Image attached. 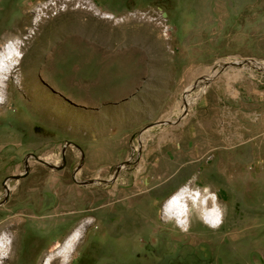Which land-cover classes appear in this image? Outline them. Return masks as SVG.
Segmentation results:
<instances>
[{
    "label": "rangeland",
    "instance_id": "1",
    "mask_svg": "<svg viewBox=\"0 0 264 264\" xmlns=\"http://www.w3.org/2000/svg\"><path fill=\"white\" fill-rule=\"evenodd\" d=\"M2 47L21 63L0 102L3 264L78 228L67 264H264V0H0ZM184 187L180 227L162 206Z\"/></svg>",
    "mask_w": 264,
    "mask_h": 264
},
{
    "label": "bare ground",
    "instance_id": "2",
    "mask_svg": "<svg viewBox=\"0 0 264 264\" xmlns=\"http://www.w3.org/2000/svg\"><path fill=\"white\" fill-rule=\"evenodd\" d=\"M10 49L12 50L11 47H10ZM4 51H5V48H3V47L0 48V52L5 53L4 57L2 55H0V57H2L0 59V95L3 94V90L5 89L4 85L10 81L12 75L14 73H16L17 69L20 67V64H21L18 62L19 61L18 57L16 56V54L13 51H11L10 53H7V55H6V52H4ZM34 66H36V67L40 66L38 60L35 61ZM19 81H20V83L18 84V86L20 87L19 90L21 92H23L25 94L26 98H28L31 101L30 105H29L31 113L33 115L40 117L43 121H46L47 120L46 116L53 114V113H50V111L48 110L49 109L48 97L43 96L42 89L39 88L38 86L36 87L35 83L33 81H32L33 83H31L29 78H27L25 76V73L23 71H21V76H20ZM31 84H34V86L31 87L32 86ZM47 121H49V120H47ZM203 135H206V137H209V138L211 137L209 134H203ZM153 156H157L161 161L171 160V159H168L169 158L168 156H164L161 151L157 152V153L155 152ZM179 191H177V192H179ZM191 201H193V200L191 199L190 192L188 191L186 193V195L184 196V199L181 201L182 204H184V203L187 204V208H188L187 212L185 213L184 216L179 217V220H177L176 218L171 219V220H174L177 223V225L180 227L185 226V219L189 217L190 211H192L194 207L196 209H198V201L197 200L195 201V202H197V205H195V206H194V204H191ZM199 206H200V208L204 207L202 205V203H199ZM163 207H164V205L162 206V215L164 216V218L169 219L168 216H166L165 213L163 212ZM207 209L208 208H206V207L204 208L205 213H202V219L210 227H217L218 223L216 221V218L214 216H211L209 214L210 211H207ZM81 232H82L81 228H78L77 230L72 231L64 239V241L62 243H60V244L58 243L55 246L54 253L48 255L44 259L42 264H53V262L56 261L57 259L59 260V264L69 263L70 255L75 253V250H76L75 247H76L77 243L80 241V239L82 238ZM6 248H7V243L4 241V238H0V264H3L2 261L6 258V255H5Z\"/></svg>",
    "mask_w": 264,
    "mask_h": 264
},
{
    "label": "clouds",
    "instance_id": "3",
    "mask_svg": "<svg viewBox=\"0 0 264 264\" xmlns=\"http://www.w3.org/2000/svg\"><path fill=\"white\" fill-rule=\"evenodd\" d=\"M3 100L4 97L0 95V102H3ZM205 191H207V189H205ZM187 192H188L187 187H184L179 192L174 193L172 196H170L168 200L165 202L163 207V212L165 213L166 216H168L169 219L176 218L177 220H179V217L185 215V213L188 210L187 204L186 203L182 204L181 201L184 199V196L186 195ZM201 203L206 204V200L201 201ZM209 214L211 216L219 218L220 209L219 206L215 203V197H213V206L210 209Z\"/></svg>",
    "mask_w": 264,
    "mask_h": 264
},
{
    "label": "water",
    "instance_id": "4",
    "mask_svg": "<svg viewBox=\"0 0 264 264\" xmlns=\"http://www.w3.org/2000/svg\"><path fill=\"white\" fill-rule=\"evenodd\" d=\"M238 64V63H237ZM37 160H39V159H37ZM43 164H45L46 165V163H43Z\"/></svg>",
    "mask_w": 264,
    "mask_h": 264
},
{
    "label": "snow or ice",
    "instance_id": "5",
    "mask_svg": "<svg viewBox=\"0 0 264 264\" xmlns=\"http://www.w3.org/2000/svg\"><path fill=\"white\" fill-rule=\"evenodd\" d=\"M217 220H218V218H217Z\"/></svg>",
    "mask_w": 264,
    "mask_h": 264
}]
</instances>
